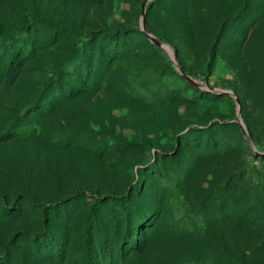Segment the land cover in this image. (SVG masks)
Returning a JSON list of instances; mask_svg holds the SVG:
<instances>
[{
    "label": "rangeland",
    "instance_id": "374dc122",
    "mask_svg": "<svg viewBox=\"0 0 264 264\" xmlns=\"http://www.w3.org/2000/svg\"><path fill=\"white\" fill-rule=\"evenodd\" d=\"M0 264H264V0H0Z\"/></svg>",
    "mask_w": 264,
    "mask_h": 264
},
{
    "label": "water",
    "instance_id": "95a60500",
    "mask_svg": "<svg viewBox=\"0 0 264 264\" xmlns=\"http://www.w3.org/2000/svg\"><path fill=\"white\" fill-rule=\"evenodd\" d=\"M145 1L142 2V9H141V15H142V20H141V24H142V27H143V30L146 32V34L151 38V40H153V42H155L156 44H158L159 46L162 47L161 43H160V40L158 38H156L155 36H153L150 32H148L146 30V23H145ZM177 66L179 67L181 73H183V69L180 67V65L178 63H176ZM185 77L187 78V80H189L190 82H192L193 80L187 75V74H184ZM218 92H222V93H229V94H232L234 95L235 97V100L238 101V97L237 95L231 90V89H221V90H217ZM241 126L242 128H244L242 122H241ZM245 129V128H244Z\"/></svg>",
    "mask_w": 264,
    "mask_h": 264
},
{
    "label": "trees",
    "instance_id": "16d2710c",
    "mask_svg": "<svg viewBox=\"0 0 264 264\" xmlns=\"http://www.w3.org/2000/svg\"><path fill=\"white\" fill-rule=\"evenodd\" d=\"M157 37H159V38H161L162 39V37H160V36H157ZM255 61L258 63V60L257 59H255ZM261 73V72H260ZM52 79H54L53 77H51L48 81H51Z\"/></svg>",
    "mask_w": 264,
    "mask_h": 264
}]
</instances>
